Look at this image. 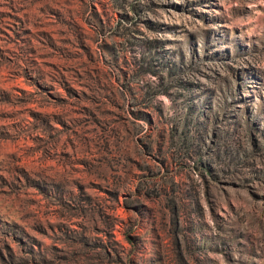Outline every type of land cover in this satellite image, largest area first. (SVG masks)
Listing matches in <instances>:
<instances>
[{
  "label": "rangeland",
  "instance_id": "obj_1",
  "mask_svg": "<svg viewBox=\"0 0 264 264\" xmlns=\"http://www.w3.org/2000/svg\"><path fill=\"white\" fill-rule=\"evenodd\" d=\"M0 264H264V0H0Z\"/></svg>",
  "mask_w": 264,
  "mask_h": 264
}]
</instances>
